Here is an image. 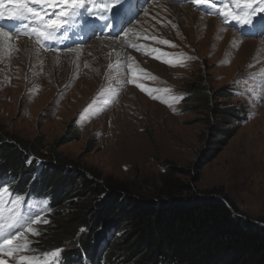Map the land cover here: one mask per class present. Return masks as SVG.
Returning a JSON list of instances; mask_svg holds the SVG:
<instances>
[{"label":"rangeland","instance_id":"1","mask_svg":"<svg viewBox=\"0 0 264 264\" xmlns=\"http://www.w3.org/2000/svg\"><path fill=\"white\" fill-rule=\"evenodd\" d=\"M210 2L221 6L220 0ZM138 3L134 15L112 37L74 28L67 36L60 30L54 39L40 44L35 34H24L30 32L31 21L9 19L12 4L5 0L0 28L12 36L7 45L19 37L45 54L81 52L79 57L49 61L32 53L13 60L16 49L10 55L0 51V130L18 141L40 138L39 151L45 158L56 153L105 180L126 183L143 197L157 194L172 167L187 169L190 176L178 179L187 183L197 175L193 193L221 196L237 214L264 226V31L258 37L244 34L246 25L232 20L225 24L209 5H193L190 0ZM158 3L185 5L206 19L153 17L152 11L160 9ZM259 15L264 14L255 21ZM24 24L29 29H23ZM119 34L125 39L122 52L98 43ZM6 44L2 50L8 49ZM94 45L98 51L93 57ZM103 59L108 66L96 67ZM198 87L213 98L207 107L203 104L199 106L203 109L190 112L197 103L185 95L190 97ZM228 107L234 114L230 123L215 117L216 111ZM221 130L225 138L214 143ZM64 139L68 142L60 144ZM24 182L26 173L21 174L20 188ZM15 199L0 187L3 205L12 207L9 202ZM15 209L19 223L5 227L4 234L22 231L14 241L21 250L11 257L0 256L6 264L33 257L31 243L36 235L22 227L24 222L37 214L47 221L42 213L25 210L21 202ZM46 224L30 227L38 232ZM61 251L58 257L44 256L41 264H61Z\"/></svg>","mask_w":264,"mask_h":264},{"label":"trees","instance_id":"2","mask_svg":"<svg viewBox=\"0 0 264 264\" xmlns=\"http://www.w3.org/2000/svg\"><path fill=\"white\" fill-rule=\"evenodd\" d=\"M190 93L186 98L197 103L190 112L213 98L204 87ZM231 116L230 107L215 113L229 123ZM219 132L214 143L225 138ZM39 142L0 130V186L25 210L47 217L31 243L33 257L63 249L61 264H264V226L221 196L193 193L197 175L187 183L178 179L189 170L172 167L157 194L143 197L56 153L45 158Z\"/></svg>","mask_w":264,"mask_h":264},{"label":"snow or ice","instance_id":"3","mask_svg":"<svg viewBox=\"0 0 264 264\" xmlns=\"http://www.w3.org/2000/svg\"><path fill=\"white\" fill-rule=\"evenodd\" d=\"M9 2L12 4L9 19L31 21L30 32L25 31L24 34H35L37 43L40 44H43V41L54 39L56 33L66 25L74 26L77 18L81 16V9L85 10V15H95L105 21L106 27H112L111 24L107 23L108 17L104 15L112 8L110 0H102L100 3L97 0H9ZM119 2L120 0H117V3ZM176 2H179V0H176ZM190 2L193 5H209L214 10V14L223 18L225 24L232 20L241 25L252 26L255 23L254 18L258 17V14H264V0H220V7H217L216 3L210 2V0H190ZM31 5H39L40 7L36 8ZM86 5L90 6L86 7ZM4 6L5 0H0V9H3ZM3 15L4 12L0 11V16ZM85 24H87L86 21ZM22 28L29 29V24H24ZM21 31L20 28L16 29L17 33ZM0 37L5 41H11V35L3 28H0ZM163 43L168 42L163 41ZM20 202V198L10 200L9 203L12 207H7L0 201V256L11 257L15 252L21 250V246L14 244V241L23 235L22 231L18 229L16 235L12 236H5L4 234L5 227L15 228L19 223V214L16 212L15 206ZM5 211L8 212L7 216H5ZM41 222L47 223L48 221L43 220L41 215L37 214L35 218L29 217L22 227L33 235H38L36 229L30 227V225ZM59 252L60 250L57 249L51 253H45L44 256L58 257ZM0 264H6V261L0 259ZM17 264H41V261L36 257L24 256L19 258ZM44 264H50V262L45 261Z\"/></svg>","mask_w":264,"mask_h":264},{"label":"bare ground","instance_id":"4","mask_svg":"<svg viewBox=\"0 0 264 264\" xmlns=\"http://www.w3.org/2000/svg\"><path fill=\"white\" fill-rule=\"evenodd\" d=\"M158 4L160 6V9H157L156 12H154L155 10L152 11L153 12V15H154L153 17H156V18H160L161 16H168V17H171L172 18V21H174V18L173 17H177L178 18V16H183L184 20H190V17H191L192 20H195V19H197V20H204V19H206V17L204 15H202V14H200L198 12H194V11L192 12L190 10V8L188 6H185V5L184 6H169V5H165V4H162V3H158ZM210 19L211 18H209V20ZM63 30L68 31V27L65 26L63 28ZM114 31H116V29H114ZM107 37H112V36L111 35H108ZM11 40H12V36H11ZM124 41H125L124 37H122L119 34V36L116 37L113 40H99L98 43H99V45L102 44V45H104L106 47L107 46L108 47H113L115 50H117V49H121L124 46ZM4 44H6V41L2 37H0V51H2L1 53L6 54L8 52H11V50L13 48L16 49L17 52H15L14 57H13V60H16L18 57H22L23 59H25V56H26L25 53H27V54L28 53H32L33 55H35L38 58H42L43 57V60L44 59H49V61L50 60L58 61L62 57H69V56L79 57L80 52H81L80 49H73L71 52H69V53L66 52L65 54L55 53V52L46 53L45 54V53L41 52L40 50H38L37 49V46L35 47L34 44L30 40H28L26 38H19V37L17 38V40H16L15 43L14 42L13 43H9V45L6 44L9 50L8 49L7 50H2L1 49ZM90 49H91L90 50V52H91L90 55L94 57L97 54L98 46L97 45L91 46ZM249 50H250V48H249ZM121 52H122V49H121ZM8 55H10V53H8ZM100 65H101V67L102 66H105V67L108 66L105 59H103L101 61V63H99V64L96 63V67H98ZM109 69H111V67ZM95 70H96V68H95Z\"/></svg>","mask_w":264,"mask_h":264}]
</instances>
